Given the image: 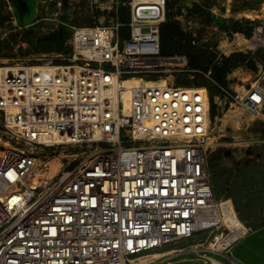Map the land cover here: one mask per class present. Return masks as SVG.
<instances>
[{
  "label": "built area",
  "instance_id": "built-area-1",
  "mask_svg": "<svg viewBox=\"0 0 264 264\" xmlns=\"http://www.w3.org/2000/svg\"><path fill=\"white\" fill-rule=\"evenodd\" d=\"M121 4L130 10L127 38L115 17L73 27L65 56L0 68V120L12 141L0 155V264H132L199 235L178 252L238 264L227 254L250 230L244 224L227 248H209L233 233L209 172L210 93L169 84L188 59L161 53L166 0L117 2L116 12ZM255 37L259 45L247 44L255 78L243 91L204 74L219 89L215 118L224 102L264 125V25ZM69 146L89 154L47 177L35 149Z\"/></svg>",
  "mask_w": 264,
  "mask_h": 264
},
{
  "label": "rangeland",
  "instance_id": "rangeland-1",
  "mask_svg": "<svg viewBox=\"0 0 264 264\" xmlns=\"http://www.w3.org/2000/svg\"><path fill=\"white\" fill-rule=\"evenodd\" d=\"M122 1L126 0H0V68L67 55L73 27L109 24L115 18L116 3ZM166 12L184 32V40L177 43L184 48L173 55L186 57L189 47L205 50L212 71L214 65L226 70L227 87L232 91L241 92L242 86L254 80L245 64L250 39L247 33L251 35L255 27L264 25V0H167ZM169 84L207 87L216 95L215 86L201 71L179 72ZM218 113L212 125L215 144L208 158L214 195L219 200L231 199L239 220L254 228L264 224V125L228 103L221 102ZM237 121H241L240 128ZM6 136L0 120V155L12 144ZM35 153L47 168L46 176L53 177L65 167L77 165L89 151L70 146L38 147ZM203 239L199 235L159 252L189 250Z\"/></svg>",
  "mask_w": 264,
  "mask_h": 264
},
{
  "label": "trees",
  "instance_id": "trees-1",
  "mask_svg": "<svg viewBox=\"0 0 264 264\" xmlns=\"http://www.w3.org/2000/svg\"><path fill=\"white\" fill-rule=\"evenodd\" d=\"M126 1H128V0H126ZM126 1H122L121 3H124ZM166 5H167V0H166ZM115 17H117L118 21L121 24H123V26H121L119 29V35L122 38H127L129 36V28L126 24L129 22V18H130L129 8L126 6H123L121 4L119 6L117 12L115 13ZM253 31L251 32V35H250V31H249L247 33V36L251 37L253 34ZM182 40H184V32L181 30L178 21H176V19H172L171 13H168V15H167V12H166V19L160 25L161 53L163 55H166V56H170L173 54H179L183 50L184 46L183 45L177 46V43H180ZM191 48H193V47H189V49L187 50L189 52L187 53V56H186V58L188 59V61H187L188 69H190L192 71H201V72H203V74H206L210 71L211 72L210 76L214 81H216L219 85H221L223 87H227V82L225 79L226 70L222 67H216L214 65V66H212L214 71H212L211 66H210L211 62L209 61V57H208L207 52L205 50H202V49H191ZM262 54L263 53H260L261 56H262ZM234 56H237V55H234ZM229 60L230 59H225L226 62ZM249 62H250V66H249ZM60 63H61L60 61H55V64H60ZM245 64H246L247 68H249L255 76V72H256V68H257L256 61H255L254 57H252L249 53H248V58H247ZM181 85L182 86H189L188 83H182ZM195 85H200V84H195ZM215 88H216L215 94H218L219 89L216 86H215ZM210 99H211L210 115H211L212 121H214L215 116L217 114L216 105L214 103V94H210Z\"/></svg>",
  "mask_w": 264,
  "mask_h": 264
},
{
  "label": "crops",
  "instance_id": "crops-1",
  "mask_svg": "<svg viewBox=\"0 0 264 264\" xmlns=\"http://www.w3.org/2000/svg\"><path fill=\"white\" fill-rule=\"evenodd\" d=\"M177 252H154L132 264H150L156 261V264H206L203 258L193 253ZM227 255L238 264H264V224L250 228L231 245Z\"/></svg>",
  "mask_w": 264,
  "mask_h": 264
},
{
  "label": "bare ground",
  "instance_id": "bare-ground-1",
  "mask_svg": "<svg viewBox=\"0 0 264 264\" xmlns=\"http://www.w3.org/2000/svg\"><path fill=\"white\" fill-rule=\"evenodd\" d=\"M140 1L143 3H156V2H158V0H140ZM246 42H247V40H246ZM248 42H247V44L250 47H256L257 45L260 44L261 40H260V38L255 37L253 39H249ZM37 66L38 67H44L45 65H37ZM49 67H53V66H49ZM135 82H137V79L127 80V81H125V84L128 86V85L135 83ZM220 201L222 203V208L224 210L226 222L231 227L233 233L223 240H221L220 236L217 235V237L213 240V242L211 243L209 248L216 249L219 251H221L220 248H223V249L227 248L240 235L241 231L244 230V225L239 220L231 202L228 200H220ZM197 247H202V245H198Z\"/></svg>",
  "mask_w": 264,
  "mask_h": 264
}]
</instances>
